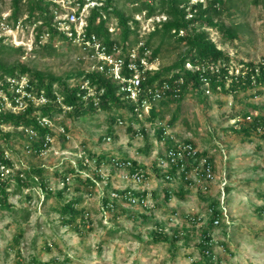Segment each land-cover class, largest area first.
I'll use <instances>...</instances> for the list:
<instances>
[{
	"label": "rangeland",
	"instance_id": "374dc122",
	"mask_svg": "<svg viewBox=\"0 0 264 264\" xmlns=\"http://www.w3.org/2000/svg\"><path fill=\"white\" fill-rule=\"evenodd\" d=\"M232 3V15L230 18L223 16V20L236 25L238 38L234 44L220 43L215 29L209 31V37L236 61H259L264 56V0L258 4L251 0H233ZM116 4L122 6L123 0ZM88 5L79 10L82 18L87 15ZM62 8L63 13H69L75 7L65 3ZM123 9L129 13L128 7ZM10 11L11 0H0L2 20ZM24 17L19 19L22 27L11 29V32L4 30L9 27L2 28L0 23V35L9 36L10 45L22 46L25 50L22 55H9L8 60H17L55 76L75 73L96 63L95 56L67 41L59 42L57 51L50 55L33 51L32 27L21 21ZM136 18L140 20L139 37L152 29L153 20L162 19L157 16L144 20L143 14ZM110 30H114V21ZM183 50L184 45L174 39L165 42L157 60L158 67L170 65ZM220 96L206 94V99L193 95L182 98L177 118L172 126L166 128L165 135H170L175 141L191 139L195 148L199 152L207 151L214 163V179L207 191L187 187L183 199L172 195L168 202L163 200L162 187L166 184L153 173L152 162L155 154L165 149L157 138V132L171 118L177 106L175 102L157 105L162 110L163 119L145 125L152 144L149 155L139 151L145 141L131 136L127 130L128 121L114 126L109 132L107 113L102 111L85 119L60 115L57 122L68 129L69 138L62 142L59 139L60 125L53 126L56 135L51 147L40 156L24 151L22 137H12L8 154L14 167L24 166L30 170L31 167L43 166L52 193L56 194L62 187L53 171L61 173L62 170L73 169L76 172L74 174L77 175L69 176V190L64 199L80 198V205L87 209L91 223H83L81 233L63 226L53 209L58 204L55 195L45 198L39 185L18 189L15 183H11L13 193L9 200L14 206L13 211L0 210V264H16V248L8 244L18 228L23 231L19 245L20 264H37L32 259L46 264H205L197 246L203 231H207L212 239L211 251L218 264H264V209L259 211L264 206V138L256 133L248 140L228 132L233 124L230 114L240 106H232L228 98H218ZM216 99L223 100L220 106ZM259 100L264 101V95ZM4 130L19 133V128L5 126ZM107 135H110L109 139L103 138ZM101 152H106L108 157L127 156L145 164L153 174L145 182L133 184L121 179L108 166H101L99 180L94 171L96 164L90 156ZM80 158L85 162L83 167H79ZM85 177L95 180L93 187L88 186L90 192L80 182ZM192 177L189 174V178ZM80 184L81 191L77 192L74 188ZM169 186L174 190L179 187L175 182ZM124 187L154 192L146 201L149 209L120 201L116 208L117 212L120 211L118 216L101 212V200L109 195L108 190ZM26 192L30 193V200L24 198ZM213 199L223 214L217 224L210 223L209 204ZM122 206L129 211L150 213L152 220L161 224L166 240L151 242L153 225L138 214L128 218L125 210H120ZM111 230L112 233L109 232ZM176 232L180 238L176 242L178 248L175 254H171L169 243ZM45 244H51L50 250L45 248Z\"/></svg>",
	"mask_w": 264,
	"mask_h": 264
},
{
	"label": "trees",
	"instance_id": "16d2710c",
	"mask_svg": "<svg viewBox=\"0 0 264 264\" xmlns=\"http://www.w3.org/2000/svg\"><path fill=\"white\" fill-rule=\"evenodd\" d=\"M117 1L69 0V5L76 8V16H79V10L89 3L88 12L85 15V26L79 42L74 41L75 33L73 36H68L58 28L56 17L59 13H63V9L54 0H11V11L8 16L4 20L0 16L5 27L14 28L17 21L25 15L21 21L32 27L35 47L33 51H39L41 55L56 52L57 44L67 41L75 48L80 47L89 54H94L95 50H99L115 57H121L124 61L121 72L126 76L132 73L124 67L132 60L129 55L131 50L136 49L135 63L141 68L139 59L144 57L150 63L157 61L165 42L168 43L174 39L175 42L184 45V50L178 53V57L170 65L158 67L156 70H144V77L140 83L144 93L140 95L137 103L143 98L150 102V113L146 116L139 104L128 99L125 93L120 91V83L109 74L107 65L104 64L102 70L90 67L75 73H68L65 76H55L17 60H8L9 55H22L25 50L22 46L10 45L9 36L0 35V94L12 103L14 97H19L25 103L23 109L14 113L1 107L3 100L0 97V166L3 165L8 170L7 172L0 170V210L13 211L14 206L9 200L13 193L11 183H15L18 189L39 185L45 198L53 195L57 197L58 204L53 209L58 214L61 225L71 227L81 233V225L85 222L91 223L88 220L87 209L80 205V198L64 199V194L69 190V176L77 175L74 174L76 172L73 169L62 170L61 173L53 171L62 183V187L55 194L52 193L47 183V175L43 173V166L31 167L30 170L24 166L15 168L8 154L14 136L24 139L22 147L28 154L40 156L46 152L56 135L53 126L59 124L57 121L62 114L85 119L84 117H90L97 112H105L109 132L120 121L122 124L128 121L127 130L131 132V136L143 138L145 141L143 148H139V151L144 155H149L152 144L145 125L163 119L162 110H159L157 105L163 106L175 102L177 106L171 118L158 128L157 138L166 151L171 149L176 152L178 142L165 133L166 128L172 126L178 116L179 102L190 95L197 98L203 96L206 99V94H213L221 95L218 98L222 96L228 98L232 106H240L230 114L233 124L227 129L228 132L236 133L248 140L256 133H260V136L264 138V101L259 100L264 95V56L256 62L236 61L209 37V31L215 29L222 44H234L238 38L236 25L232 22L227 24L223 20V16L230 18L232 15L233 0H123L122 6L129 8L128 14L122 6L116 4ZM251 1L258 4L260 0ZM138 14H143L144 20L157 16H161L162 19L153 20L152 29L145 36L139 37L140 20L136 18ZM112 21H114V30L111 31ZM132 34L134 38L131 40ZM97 44L98 48L95 49ZM236 68L238 71L235 70ZM84 82L87 86L81 87ZM155 90L160 96L153 99ZM21 94H30L31 98ZM41 98L44 101H40ZM221 101L223 100L216 99L219 106L222 104ZM44 119L51 124L43 123ZM59 125V128L63 129V131L59 130V139L65 142L69 138L68 129L62 124ZM5 126L13 129L20 128L19 133L5 131ZM103 138H110V135ZM180 143L195 148L191 139H185ZM184 154L185 157L194 160L192 164H189L187 159H177L175 165L171 164L169 169H164L156 165V158L153 159V173L166 184L162 187L164 202L171 201L172 195L178 199L184 198L185 186L190 182L185 178L186 173L191 172L192 165H198L200 159L207 158L211 169L214 170L213 159L207 151H196L190 157ZM107 155L106 152H101L97 156H90L96 164L94 171L98 179L101 178V166H108L109 169L118 172L117 166L113 163L121 160L128 163L124 168L129 175L136 171H142L146 177L153 174L148 171L145 164L138 163L127 156L108 157ZM156 155L165 156V152L161 151ZM82 161L81 158L78 159L79 167H83L85 162ZM181 163L184 164V168L181 170L180 180L176 183L179 187L174 190L169 185L176 181L170 182L165 176H174L176 170L180 169ZM126 180L132 183L130 179ZM80 182L85 184V188L90 192L88 186L93 187L95 180L85 177ZM82 184L74 189L80 192ZM108 191L109 195L102 197L101 212L107 211L113 217L118 216L120 212L116 211L120 201L129 202L130 197L141 200L154 195V192L146 189H133V187L110 188ZM199 191L203 192V190ZM111 193L114 195L111 196ZM24 198L30 200V193L26 192ZM209 207L210 223H219V218L222 217L221 207L217 206L214 199ZM263 209L264 206L259 211ZM120 210H125L128 218H131L133 214H138L142 220L153 225L151 242L166 240L167 236L161 224L152 220L150 213L129 211L123 206ZM112 231L109 232L112 233ZM178 233L172 236V242L169 243L171 254H175L178 248L176 245L177 240L180 239ZM201 235L197 246L205 259V264H218L211 251L210 235L207 231H203ZM22 237L23 231L18 228L8 244L16 248V264H20L19 245ZM50 245L45 244V248L50 250ZM65 259L68 261V258ZM32 261H36L37 264H46V262H39L38 259H32Z\"/></svg>",
	"mask_w": 264,
	"mask_h": 264
},
{
	"label": "built area",
	"instance_id": "2783aa9c",
	"mask_svg": "<svg viewBox=\"0 0 264 264\" xmlns=\"http://www.w3.org/2000/svg\"><path fill=\"white\" fill-rule=\"evenodd\" d=\"M54 1L57 4H59L61 7H63L65 3L66 4L69 3V0H54ZM74 9L75 8H71V11L69 13H59L58 16L56 17V20L58 23V28L62 32H64L68 36H73V33H75L76 37L74 41L79 42V40L82 37L83 27L85 26V15L83 16V18L80 15L76 16L75 14L76 9L75 10ZM0 23H2L1 24L3 26L2 28H5L4 23L3 22H0ZM20 23H21L20 21H17L14 28L9 27V28H5L4 30L10 31V32H11V29L17 30L19 27H22ZM97 48H98V44L95 45V49ZM90 55L95 56L97 58L96 63L93 66H91V68L102 70L104 68V64L107 65L109 74L112 76L114 80H117L120 83V91L124 92L126 97L135 103L138 102L140 95L144 93V91L140 87L141 80L144 77V70L158 69L157 61L150 63L144 57H141L139 59V64L141 68L137 66V64L135 63L136 49L131 50L129 55L132 60L127 62L125 64L126 66H124L126 67V69L132 72L131 75L129 74L128 76L122 74L121 72L123 65H124V61L121 57H115L113 55L106 54L103 51H99V50H95V53L90 54ZM188 66L189 65L187 64V67ZM235 70L238 71L237 68ZM86 86H87V83L84 82L81 87H86ZM21 95H25L26 97L31 98L30 94H21ZM159 96H160L159 92L155 90L153 99L159 98ZM0 97L3 100L1 107L4 110H10L16 113L18 110L23 109L25 107L24 101L20 99L19 97H14L13 103L9 99H7L3 94H0ZM40 101H44V99L41 98ZM137 104H139V106L142 107L144 115L148 116L150 113V102L146 100L145 98H143ZM138 115L140 116V113ZM43 123L51 124L46 119H44ZM119 125H122L121 121L119 122ZM60 131H63V129L60 128ZM175 142H178L176 152L172 151L171 149L168 151L164 149L163 152H165V156L156 155V160H157L156 165L157 166H161L164 169H169L172 166L171 164L175 165V162L177 159H180V160L187 159L189 164L193 163L194 160H191L190 158L185 157L186 155L184 153H186L190 157L193 154H195V152L198 150L196 148H193L190 145L181 144L180 142L182 141L176 140ZM113 164L117 166V171H118L117 173L120 176V178L124 180L130 179L133 184L143 183L149 178V176L147 177L144 176V173L142 171L132 172L129 175V172L126 171V169L124 168V166L128 163H124L122 160L120 162L116 161ZM179 166H180V169L176 170V173L174 176L166 175L165 178L169 180L170 182L171 181L177 182V180H180L181 173H182L181 170L184 168V164L181 163ZM0 170L3 172L8 171L7 169H5L3 165L0 166ZM213 172L214 171L211 169V165L207 162V158L200 159L198 162V165H192L191 172H189V174L193 176L192 179L189 178V174L186 173L185 178L187 180H190V182L187 183V187L190 189H193V188L201 189L203 191L205 189H208L210 182H212L214 179ZM113 195L114 193H111V196ZM128 201L129 202L127 203L129 204H138L140 206H147V203H146L147 199L140 200L136 197H130Z\"/></svg>",
	"mask_w": 264,
	"mask_h": 264
},
{
	"label": "clouds",
	"instance_id": "9594fccd",
	"mask_svg": "<svg viewBox=\"0 0 264 264\" xmlns=\"http://www.w3.org/2000/svg\"><path fill=\"white\" fill-rule=\"evenodd\" d=\"M214 171V170H213ZM175 183H177V182H175ZM185 188H187V185L185 186ZM146 199H148V198H146ZM143 207H145V206H143ZM223 207V206H222ZM223 209V208H222ZM221 214H222V210H221ZM223 215V214H222Z\"/></svg>",
	"mask_w": 264,
	"mask_h": 264
}]
</instances>
